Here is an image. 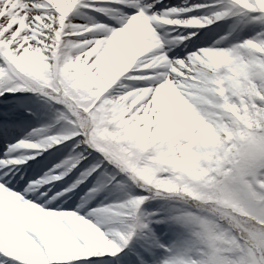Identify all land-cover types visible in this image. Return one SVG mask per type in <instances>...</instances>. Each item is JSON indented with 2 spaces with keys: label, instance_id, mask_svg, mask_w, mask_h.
<instances>
[{
  "label": "snow or ice",
  "instance_id": "obj_1",
  "mask_svg": "<svg viewBox=\"0 0 264 264\" xmlns=\"http://www.w3.org/2000/svg\"><path fill=\"white\" fill-rule=\"evenodd\" d=\"M228 18L260 31L207 47L182 32ZM17 92L57 107L0 158V264H264V0H0V97ZM57 145L70 151L41 178L13 171ZM154 199L167 217L143 208ZM164 224L189 238L163 242Z\"/></svg>",
  "mask_w": 264,
  "mask_h": 264
},
{
  "label": "rangeland",
  "instance_id": "obj_2",
  "mask_svg": "<svg viewBox=\"0 0 264 264\" xmlns=\"http://www.w3.org/2000/svg\"><path fill=\"white\" fill-rule=\"evenodd\" d=\"M212 0H187L188 4L193 3H202V4H210ZM184 1H173V0H161V4L167 7L180 6ZM206 12V10H205ZM91 16H94L95 19L104 21L106 20L101 14L96 12H90ZM87 17H77L78 23H83ZM260 31V26L258 24H242L239 27H235V21L231 18L224 19L218 21L212 25L205 26L203 28L193 27L192 29H182L184 34L188 32L196 33L195 36H192V40H196L197 37L201 40V47H207L211 43H214L215 40L220 39L222 36H227L226 44H234L241 40H246L256 34V32ZM189 42L187 40L179 47V50L173 49V52L179 53H187ZM171 55V54H170ZM213 63H220L224 59L223 57H210ZM20 96L18 97V95ZM56 105L52 104L47 98H41L38 94L33 92H17V93H9L6 94L5 97H0V115L6 114L9 111L18 110L20 115L18 117L17 125L22 124L23 129L21 131H15L12 134L11 139L5 140L4 143L0 144V158L3 157L4 152L7 150L9 144H15L17 140L24 139L27 137L33 129H39L43 126L49 125L53 123L54 118L56 116ZM16 125V126H17ZM5 132L0 131V137L5 138ZM71 144V141L68 142ZM25 152H33L40 150H22ZM70 148H66L64 145H57L53 149H48L47 152H44L43 155L36 156V161H41V164H37L35 161H28L22 167L15 166L13 171L18 176H22L24 179L32 180L39 179L43 175V171H47L48 168L52 167L55 163H59L61 159L68 155ZM51 153V155H49ZM95 155V154H94ZM46 158V159H45ZM91 159V157H89ZM44 164H47L48 167H43ZM177 166L180 168H185L186 162H176ZM43 168V171H41ZM148 176H152L151 172L146 173ZM126 178V177H125ZM67 179V178H65ZM123 179V177H120ZM127 179V178H126ZM129 185L127 191H130L135 195H144L139 188L135 187L130 180L126 181ZM61 183V182H55ZM183 181L177 179L173 183L164 185L169 189H173L178 184H182ZM45 187H51V185H46ZM136 188V191L135 189ZM16 189L19 190V184L16 185ZM62 191V189H61ZM78 195L73 196L72 194H66L70 197V199L66 202L67 204H71L75 207L76 204L80 203V197L83 196L86 188L82 185L80 189L76 190ZM53 195H55V190H53ZM126 195V191H105L101 192L99 195L95 197L94 200L90 201L91 207H96L103 201L105 204L123 198ZM173 204L170 201H166L163 199H154L149 200L147 203L143 205V208L147 212H159L162 217H167L169 215V208L172 207ZM157 227L158 234L161 236L163 242L171 244L173 242H181L189 238V233L184 229L180 228L177 225L172 224H164L155 226ZM127 251V250H125Z\"/></svg>",
  "mask_w": 264,
  "mask_h": 264
},
{
  "label": "bare ground",
  "instance_id": "obj_3",
  "mask_svg": "<svg viewBox=\"0 0 264 264\" xmlns=\"http://www.w3.org/2000/svg\"><path fill=\"white\" fill-rule=\"evenodd\" d=\"M173 1H175V0H173ZM176 1H180V0H176ZM188 29H190V28H188Z\"/></svg>",
  "mask_w": 264,
  "mask_h": 264
}]
</instances>
